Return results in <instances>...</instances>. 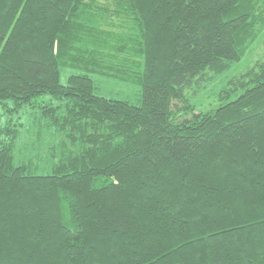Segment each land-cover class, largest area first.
<instances>
[{"label":"trees","instance_id":"trees-1","mask_svg":"<svg viewBox=\"0 0 264 264\" xmlns=\"http://www.w3.org/2000/svg\"><path fill=\"white\" fill-rule=\"evenodd\" d=\"M263 13L0 0V264H264V61L215 109L187 98L244 58ZM62 68L79 74L63 85ZM91 75L140 85L142 104L97 95ZM26 108L62 136L51 173L16 163Z\"/></svg>","mask_w":264,"mask_h":264},{"label":"rangeland","instance_id":"rangeland-1","mask_svg":"<svg viewBox=\"0 0 264 264\" xmlns=\"http://www.w3.org/2000/svg\"><path fill=\"white\" fill-rule=\"evenodd\" d=\"M264 15V13H263ZM261 33L247 51L244 58L234 64L229 70L222 74L211 73L208 80L199 86L187 91V98L194 107V112L201 113L217 108L221 103L224 91L232 89L230 82H236L247 71L256 68L264 61V27L259 28ZM78 71L62 68L61 83L66 85L68 79ZM94 82L95 93L108 99L124 100L135 105L142 104V87L137 84H130L114 78L91 75ZM44 97L39 102L49 101ZM38 111L30 108L24 109L19 122L23 127L20 138L17 141L15 159L18 165L30 164L32 170L38 174L51 173L53 165L59 159L60 144L62 136L54 129L39 124Z\"/></svg>","mask_w":264,"mask_h":264}]
</instances>
